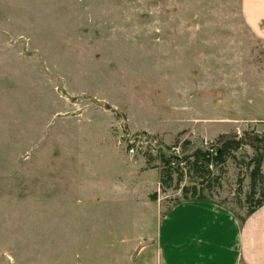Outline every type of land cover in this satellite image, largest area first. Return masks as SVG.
Wrapping results in <instances>:
<instances>
[{
  "label": "rangeland",
  "instance_id": "rangeland-1",
  "mask_svg": "<svg viewBox=\"0 0 264 264\" xmlns=\"http://www.w3.org/2000/svg\"><path fill=\"white\" fill-rule=\"evenodd\" d=\"M234 133L264 136V0H0V264H174L212 216L140 151ZM252 155L211 193L237 218Z\"/></svg>",
  "mask_w": 264,
  "mask_h": 264
},
{
  "label": "trees",
  "instance_id": "trees-1",
  "mask_svg": "<svg viewBox=\"0 0 264 264\" xmlns=\"http://www.w3.org/2000/svg\"><path fill=\"white\" fill-rule=\"evenodd\" d=\"M191 145V141L184 139L172 147L140 151L147 165L160 167L158 182L162 189L172 187L180 190L184 200H211L212 190L221 186L226 163L229 160L240 162L237 154H240L244 146H249L253 155L243 162L249 177L248 191L243 201L237 199L235 203L245 208L244 216L264 204V136L258 133L225 134L203 147L191 148ZM175 147L179 148V153L175 152ZM185 178L194 182L180 186ZM150 199L156 200V193L151 194ZM179 202L175 201L172 206ZM244 216L239 219L243 221Z\"/></svg>",
  "mask_w": 264,
  "mask_h": 264
},
{
  "label": "crops",
  "instance_id": "crops-1",
  "mask_svg": "<svg viewBox=\"0 0 264 264\" xmlns=\"http://www.w3.org/2000/svg\"><path fill=\"white\" fill-rule=\"evenodd\" d=\"M182 201H194V204H199L197 206L204 209L202 217L210 215L212 218H205L211 220L202 221L197 227L190 229V235L187 236L189 246L184 248V253L179 252L178 255L171 256L174 264H264V204L244 216L241 221L219 202L192 199L180 202ZM204 222L206 224H203ZM213 226L219 229L214 238L208 232ZM224 232L230 235L226 243L222 242ZM219 234L220 242L215 238ZM198 236H201V239L205 237L208 241L202 244L203 240L197 238ZM211 243L213 247L210 246ZM209 246L210 250H206ZM202 249L211 254L205 255Z\"/></svg>",
  "mask_w": 264,
  "mask_h": 264
},
{
  "label": "built area",
  "instance_id": "built-area-1",
  "mask_svg": "<svg viewBox=\"0 0 264 264\" xmlns=\"http://www.w3.org/2000/svg\"><path fill=\"white\" fill-rule=\"evenodd\" d=\"M125 147L128 149V152L131 154H136L138 153L140 150H142V147H140L135 140H131V139H126V145ZM175 150L176 153H179V149L177 147L173 148ZM136 152V153H135Z\"/></svg>",
  "mask_w": 264,
  "mask_h": 264
}]
</instances>
